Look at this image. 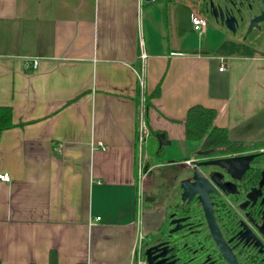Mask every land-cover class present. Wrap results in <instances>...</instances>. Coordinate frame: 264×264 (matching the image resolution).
Listing matches in <instances>:
<instances>
[{
    "label": "crops",
    "instance_id": "0c3cea01",
    "mask_svg": "<svg viewBox=\"0 0 264 264\" xmlns=\"http://www.w3.org/2000/svg\"><path fill=\"white\" fill-rule=\"evenodd\" d=\"M191 12V0H0V105L15 123L0 135L2 264H49L51 250L58 264L141 260L163 217L138 195L141 51L144 92L161 87L149 125L183 159L201 150L185 135L195 104L232 140L264 141V39L212 17L198 31Z\"/></svg>",
    "mask_w": 264,
    "mask_h": 264
},
{
    "label": "flooded vegetation",
    "instance_id": "af4514ba",
    "mask_svg": "<svg viewBox=\"0 0 264 264\" xmlns=\"http://www.w3.org/2000/svg\"><path fill=\"white\" fill-rule=\"evenodd\" d=\"M191 1L197 4L203 15L215 21L214 8L217 16L220 9L226 15H235L236 32L233 33H242L252 39H264V21L248 31L253 17L264 12V0ZM212 2L214 7H211ZM253 142L246 141L248 148L243 151L202 153L192 159L195 163L255 154L241 173L243 163L237 161L235 175L227 173L218 165L201 167L203 175L209 176L217 170L224 174L222 181L230 182V190L218 188V192L211 193L213 217L219 237L212 234L204 207L197 196L191 200L182 199V178L173 188L178 192L171 196L168 194V203L161 207L159 204H150L162 211L163 217L141 242V264H149L146 252L150 247H155L151 254L152 264H264V181L261 184L264 179V144ZM184 172H189L186 177L192 176L189 169H184ZM176 219L179 221L175 222Z\"/></svg>",
    "mask_w": 264,
    "mask_h": 264
},
{
    "label": "trees",
    "instance_id": "16d2710c",
    "mask_svg": "<svg viewBox=\"0 0 264 264\" xmlns=\"http://www.w3.org/2000/svg\"><path fill=\"white\" fill-rule=\"evenodd\" d=\"M141 92L142 91L140 88V84H138V93L136 97L138 106V118L140 117V114L143 110L144 119L149 129V138L154 137L156 140V134L159 132V130H154L150 127L148 111L152 106V99L160 95V83L150 94H147L145 92L143 93V103L141 101ZM216 116L217 110L213 107H207L202 104L192 105L188 109L185 119V135L187 140L199 142L200 149L209 150V154L237 152L247 149L248 144L246 143V141L232 140L230 138L228 129L218 126L215 123ZM13 126H15V123L13 121V108L8 105H0V135L4 130L9 129ZM137 136L138 126L136 128V144ZM253 143L264 144V141H255ZM162 151V148L157 150V158L161 156ZM200 154L202 153H197V155ZM0 264H2L1 261ZM49 264H58L57 252L55 250L50 251ZM76 264H87V262H78Z\"/></svg>",
    "mask_w": 264,
    "mask_h": 264
},
{
    "label": "water",
    "instance_id": "95a60500",
    "mask_svg": "<svg viewBox=\"0 0 264 264\" xmlns=\"http://www.w3.org/2000/svg\"><path fill=\"white\" fill-rule=\"evenodd\" d=\"M146 1H154V0H146ZM211 7H214V3H211ZM217 10L214 8V18L217 22H220L222 25H224L228 30L232 32H236V22L237 18L235 15H226L224 14L223 10H219V16H217ZM264 21V12H262L260 15H257L253 17V19L250 22L248 31L252 30L254 26H256L259 22ZM157 140H158V150L161 149L164 145L170 144L171 141L167 139L165 132H158L156 134ZM199 153H209V150H203L199 151ZM255 156V154H249L244 155L241 157H233V158H218V159H211L207 161H199L195 162L192 166V176L183 178L180 182V186L183 189L182 191V199H193L195 196L199 199V201L202 203L206 217L209 221V225L212 231V234L215 237H219L217 226L215 224V220L213 217V203L211 201V193L218 192V188L222 190H230L228 187V184L230 183L227 180H223L224 174L214 170L212 171L209 176L203 175L201 172V167H208L210 165H218L221 168L225 169L227 173H231L235 175V169L237 166V161L243 163V166L240 168V172H243L250 162V160ZM264 179L261 181V184L263 183ZM154 197H147V200L153 201ZM176 221H179V219H176ZM155 247H150L147 249V256H148V263L152 264V257L151 254L153 252V249ZM164 253H161L163 255ZM159 263V262H158ZM156 263V264H158Z\"/></svg>",
    "mask_w": 264,
    "mask_h": 264
},
{
    "label": "rangeland",
    "instance_id": "374dc122",
    "mask_svg": "<svg viewBox=\"0 0 264 264\" xmlns=\"http://www.w3.org/2000/svg\"><path fill=\"white\" fill-rule=\"evenodd\" d=\"M153 141L154 144L152 145ZM178 148L166 144L162 147L161 156L157 158V139L155 140L154 137L149 138V136L140 139L139 132L136 144L137 184L146 205L155 203L161 207L168 203V194L171 196L173 193H177L178 190L175 192L176 189L173 188L189 174V172H184V169L191 171L194 165L192 159L198 156L197 153L185 160L183 159L185 156ZM147 196L155 197V200L149 203L150 201L146 200ZM137 264H141V262L138 261Z\"/></svg>",
    "mask_w": 264,
    "mask_h": 264
},
{
    "label": "built area",
    "instance_id": "2783aa9c",
    "mask_svg": "<svg viewBox=\"0 0 264 264\" xmlns=\"http://www.w3.org/2000/svg\"><path fill=\"white\" fill-rule=\"evenodd\" d=\"M190 21L193 25V27L198 30V31H203L205 30L206 26H207V17L205 15H203L202 13H197V12H191L190 14ZM140 59L142 60V67L141 70L139 72V84H140V88H141V101L143 103V93H144V78H145V71H144V62L145 59L147 57V54L145 51H141L140 52ZM27 63L29 65V67H33L34 69L38 68L40 60L35 58V59H29L27 60ZM226 66V61H222L221 63V67L220 70H224ZM140 132V139H143V137L145 136H149V129L147 126V123L144 119V115H143V110L140 114L139 117V121H138V135ZM138 137V136H137ZM53 150L57 153H61L63 150V144L61 143H56L55 146L53 147ZM0 179L3 180H9L10 179V175L7 172H0ZM139 199L142 203H144V197L143 194L141 193V191L139 190ZM97 219H100V216H97Z\"/></svg>",
    "mask_w": 264,
    "mask_h": 264
}]
</instances>
